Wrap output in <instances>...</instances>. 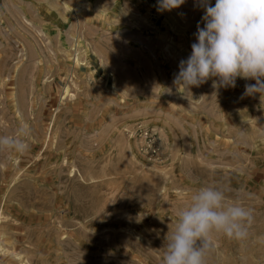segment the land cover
I'll use <instances>...</instances> for the list:
<instances>
[{
    "label": "rangeland",
    "instance_id": "obj_1",
    "mask_svg": "<svg viewBox=\"0 0 264 264\" xmlns=\"http://www.w3.org/2000/svg\"><path fill=\"white\" fill-rule=\"evenodd\" d=\"M157 5L0 0V135L26 126L30 145L0 152V264H160L208 185L254 220L213 234L206 264H264V96L176 91L204 12Z\"/></svg>",
    "mask_w": 264,
    "mask_h": 264
},
{
    "label": "clouds",
    "instance_id": "obj_2",
    "mask_svg": "<svg viewBox=\"0 0 264 264\" xmlns=\"http://www.w3.org/2000/svg\"><path fill=\"white\" fill-rule=\"evenodd\" d=\"M183 4L185 0H158L157 11ZM194 6L203 9V27L198 22L190 55L179 61L173 78L176 91L183 89L186 97L209 80L214 89L235 88L240 78L255 82L245 84L244 95L264 96V0H215L214 5L211 0H194ZM28 135L26 126L13 135H0V152L28 151ZM176 216L160 264H206L213 234L246 240L254 220L253 209L226 203L225 189L216 185L192 192Z\"/></svg>",
    "mask_w": 264,
    "mask_h": 264
}]
</instances>
